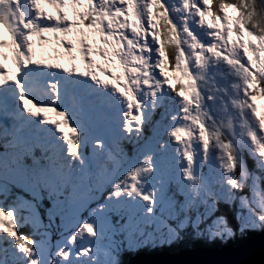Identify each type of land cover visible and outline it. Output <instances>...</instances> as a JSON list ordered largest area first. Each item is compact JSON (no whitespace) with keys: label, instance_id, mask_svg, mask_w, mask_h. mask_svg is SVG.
<instances>
[{"label":"snow or ice","instance_id":"6c2138e0","mask_svg":"<svg viewBox=\"0 0 264 264\" xmlns=\"http://www.w3.org/2000/svg\"><path fill=\"white\" fill-rule=\"evenodd\" d=\"M0 30V264L264 232V0H0Z\"/></svg>","mask_w":264,"mask_h":264},{"label":"water","instance_id":"95a60500","mask_svg":"<svg viewBox=\"0 0 264 264\" xmlns=\"http://www.w3.org/2000/svg\"><path fill=\"white\" fill-rule=\"evenodd\" d=\"M125 264H264V232H257L240 243L221 246H194L171 252H137Z\"/></svg>","mask_w":264,"mask_h":264},{"label":"trees","instance_id":"16d2710c","mask_svg":"<svg viewBox=\"0 0 264 264\" xmlns=\"http://www.w3.org/2000/svg\"><path fill=\"white\" fill-rule=\"evenodd\" d=\"M257 232V231H256ZM248 233L247 235H245L243 238H239V239H234V240H229L227 242H221V241H206L203 239H193V237H191V233L190 231L188 232L187 235H184L183 239L178 240L176 242H173L171 244H157L155 246H143L141 248H139L136 251H126L122 254V259H121V264H125V259L126 257L136 253V252H140V251H159V250H168L171 252L177 251L178 249L181 248H192L194 246H219L222 244H226V243H240L245 241L251 234Z\"/></svg>","mask_w":264,"mask_h":264},{"label":"rangeland","instance_id":"374dc122","mask_svg":"<svg viewBox=\"0 0 264 264\" xmlns=\"http://www.w3.org/2000/svg\"><path fill=\"white\" fill-rule=\"evenodd\" d=\"M230 14H231V12H230ZM0 38H3V39H5V40H7V33H6V31L0 30ZM2 51H3L4 59H3V60H0V62L4 63V64L6 65L7 68H9V69H11L13 72H15L14 60H13V57H12V54H11L10 49H8V48L6 47V48L3 49ZM36 51H37L38 54H40V53L43 51V54L46 55V56H52V55H56V54H57V53L53 50V48H52L51 46H45V47L43 48V50H42L41 48L37 47V48H36ZM97 59H99V58H97ZM61 62H65V61H64V60H61ZM77 63L79 64V61H77ZM259 103L264 104V102H259ZM49 115H50L53 119H58V118L55 116L54 113H49ZM6 219H7V218H6ZM257 232H260V231H257ZM257 232H253L252 234L257 233ZM187 234H188V233H186L185 235H187ZM252 234H251V235H252ZM251 235H250V236H251ZM191 237H192V234H191ZM217 241H219V240H217ZM211 242H212V241H211ZM221 242H223V241H221ZM155 245H157V244H148V245H146V246H150V247H152V246H155ZM222 245H224V244H222ZM219 246H221V245H219ZM141 247H143V246H141ZM141 247H139V248H141ZM206 247H215V246H206ZM139 248H135V249H132V250H126V251H136V250H138ZM192 248H193V247H192ZM178 250H179V249H178ZM126 251H124V252H126ZM124 252H123V253H124ZM144 252H150V251H144ZM123 253H122V254H123ZM121 259H122V256H121ZM125 260H126V259H125Z\"/></svg>","mask_w":264,"mask_h":264},{"label":"bare ground","instance_id":"6f19581e","mask_svg":"<svg viewBox=\"0 0 264 264\" xmlns=\"http://www.w3.org/2000/svg\"><path fill=\"white\" fill-rule=\"evenodd\" d=\"M137 253V252H136ZM136 253H134V254H132V255H130V256H133V255H135Z\"/></svg>","mask_w":264,"mask_h":264}]
</instances>
